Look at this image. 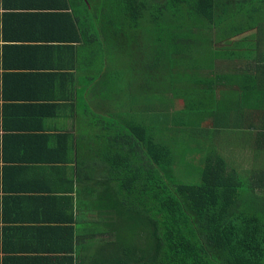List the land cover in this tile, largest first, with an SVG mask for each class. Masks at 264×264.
Here are the masks:
<instances>
[{
    "label": "crops",
    "instance_id": "obj_1",
    "mask_svg": "<svg viewBox=\"0 0 264 264\" xmlns=\"http://www.w3.org/2000/svg\"><path fill=\"white\" fill-rule=\"evenodd\" d=\"M88 1L0 0V117L3 120L2 114L10 117L16 112L24 120L12 122L8 118L11 127H17L14 135L19 137L16 148L20 154H0V170L6 172L0 184L3 188L5 182L4 196L13 198L7 203L9 213L14 209L8 223L0 220V228H21V233L15 234V252L0 253V257H17L21 264L45 254L36 247L45 246L39 238L48 240L49 236L39 234L46 225L72 224L78 233L80 212L86 207L81 188L101 190L99 183L103 182L115 190L121 185L117 176H127L129 166L141 168L143 146L128 143L129 123L140 133V127L148 128L155 145L166 142V154L155 155L167 164L171 162L170 168L178 159L185 162L197 154L201 159L206 151L227 154L222 148L228 140L218 139L225 132L241 135L249 154H264V120L260 121L256 112L250 111L252 117L241 120L232 115L226 125L221 124L226 123L222 119L213 121L199 117V113L190 120L173 118V112L182 108L184 94L205 98L214 90L218 103L221 98L233 97L239 88L235 83L239 65L245 62L233 61L236 70L227 74L222 60H213L212 65L200 54L201 48L190 49L188 40L182 39L172 44L174 53L161 69L158 7L165 0ZM112 26L132 32L129 39H122L127 44L122 43L119 51L106 41ZM144 49L149 53L146 59L141 55ZM132 62L129 73L108 77L111 70L117 73ZM145 62L150 67L147 84L142 76L146 72H141ZM254 67L251 64L248 74L264 75V70ZM128 75L130 87L125 88L120 78ZM222 76H231L230 83L226 85ZM103 77L117 80L115 87L104 86L111 99L105 97L103 88L95 86ZM143 94L152 95L150 110H145ZM119 95L125 97L120 99ZM161 95L167 103L163 116L159 112ZM133 98L135 118H131L133 109L128 105ZM85 173L90 175L87 181L79 176ZM107 176L110 181H106ZM90 200V205L96 206L97 199ZM92 213L88 219L98 211ZM51 237L50 241L61 239Z\"/></svg>",
    "mask_w": 264,
    "mask_h": 264
},
{
    "label": "trees",
    "instance_id": "obj_2",
    "mask_svg": "<svg viewBox=\"0 0 264 264\" xmlns=\"http://www.w3.org/2000/svg\"><path fill=\"white\" fill-rule=\"evenodd\" d=\"M158 11L161 69L167 65L168 55L174 53L172 44L182 39L188 40L190 49L201 48L202 53L198 50L196 53L205 56L212 65L213 60H222L227 74L236 70L233 61L245 62L239 65V76L235 77L239 88L233 97L221 98L218 103L214 90L208 91L205 98L200 94H184L180 98L182 108L173 112V118L190 120L199 113V117L226 122L232 115L240 120L251 118L248 115L251 111L262 118L260 121L264 120V75L248 74L251 64L264 70V0H165ZM131 33L112 26L106 41H111L115 51H119L122 43L127 44L122 39H129ZM104 49L107 54L106 45ZM141 55L145 59L149 57L145 49ZM119 69L117 74L129 73L132 68ZM149 70L145 62L141 70L146 72L142 74L145 84L150 80ZM230 77L222 76L226 85ZM142 97L145 110H150L152 95ZM160 97L159 112L163 116L167 108H163L166 104L163 95ZM135 99L128 103L133 109L131 118L136 117ZM153 100L155 103L156 97ZM16 114L13 112L9 117L4 113L3 120L0 117V154H20L16 148L19 137L14 135L17 127L12 128L8 121L12 118V122H24ZM140 130L143 132L129 123L131 139L128 143L134 141L143 146L145 160L141 168L129 166L127 176H117L121 185L115 190L103 182L99 183L101 190L81 188V200L82 194L85 195L82 205L86 207L80 212L78 233L72 224L46 225L39 234L49 236L48 240L39 238L45 246L36 247V251L45 254L27 259L25 264H264V169L251 172L245 180L234 164L228 163L227 155L206 151L201 162L200 182L181 183L173 175L171 162L167 164L155 155L166 154V142L157 146L148 128L140 127ZM135 147L139 151L140 147ZM2 176L6 177V172L0 170V183ZM79 176L84 181L90 179L86 173ZM107 177L106 181H110V176ZM3 184V188L0 184V210L3 209L0 220L8 223L14 209L9 213L7 203L13 198L4 196L7 189L5 182ZM90 198L97 199L96 206L90 205ZM94 210L98 213L88 219ZM53 216L50 213V217ZM68 218L73 223L72 216ZM128 225L142 230L138 247L133 246V238L124 236ZM18 232L21 233V228H0V253L15 252L12 246L17 242L15 234ZM52 234L61 239L50 241ZM10 263L21 264V259L0 257V264Z\"/></svg>",
    "mask_w": 264,
    "mask_h": 264
},
{
    "label": "rangeland",
    "instance_id": "obj_3",
    "mask_svg": "<svg viewBox=\"0 0 264 264\" xmlns=\"http://www.w3.org/2000/svg\"><path fill=\"white\" fill-rule=\"evenodd\" d=\"M127 67H133V62L127 64L126 68ZM115 75H118V74L114 73V71L111 70L108 74V77L110 78V77H113ZM109 78L107 80H105L104 77L99 79L96 82L95 86H100L101 88H103V93H104L105 97L108 99H111L112 97L108 96V94L106 92V88L104 86H105V84H109V85H112L115 87L117 80L114 79L111 82ZM120 79L123 82L125 88L130 87L129 75L125 78L122 77ZM124 97H125V95H119L118 96V98H120V99H123ZM153 97H156V96L154 95ZM160 99H161V97L159 96V100ZM109 103L112 104V102H109ZM91 104H93V103H91ZM163 108L164 109L167 108V103L163 104ZM224 130H227V129H224ZM231 134H232L231 132H225L223 135L218 136V139H220L221 142H224L225 139L228 140V143L223 145L224 148H222V151L224 153H227L224 155H225V157H226V155L228 156V158H229V159L227 158L228 163L234 164V168L239 173V175L242 178H244L245 180H247L248 179L247 177H249L251 172L259 170V169L260 170L264 169V154H258L257 151H255V152L252 151V153L250 152V154H249V152H248L249 150L241 142V140H242L241 135H239L237 132H235L233 135H231ZM205 137H206V135H205ZM187 155L191 156V154H187ZM251 155H252V157L255 156L257 159H255V157L253 159H251L250 158ZM197 156H198V154L193 155V158L185 160V162H183V160L178 159L176 166L174 168L172 167L173 175L181 183L197 184L200 182L202 158L198 159ZM200 157H201V155H200ZM230 159L233 160L234 162H232ZM187 164H189V166ZM124 236H129V237L134 239V241H133L134 247H138L139 244L142 242V238H140V237H142V230H139L138 228L131 229L128 225L126 227V232L124 233ZM114 240H115V238H114ZM108 250H110V248H108Z\"/></svg>",
    "mask_w": 264,
    "mask_h": 264
}]
</instances>
